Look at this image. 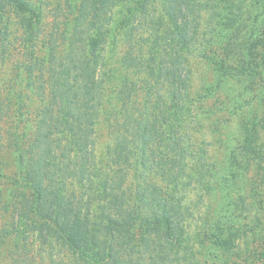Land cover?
I'll return each instance as SVG.
<instances>
[{
    "label": "trees",
    "instance_id": "obj_1",
    "mask_svg": "<svg viewBox=\"0 0 264 264\" xmlns=\"http://www.w3.org/2000/svg\"><path fill=\"white\" fill-rule=\"evenodd\" d=\"M160 2L169 26L156 15ZM8 7L29 31L25 84L43 102L35 119H24L23 95H14L13 159L0 158V179L10 184L0 196L12 207L0 235L12 245L0 251V264H54L62 250L73 264H186L194 246L188 221L203 195L214 192L215 167L198 136L206 112L243 119L230 134L239 147L227 149L221 205L229 214V201L239 197L238 188L225 185L231 176L247 193L246 144L260 119L249 123L244 109L253 99L247 83L254 82L260 89L252 96L263 98L264 116V0H58L54 14L64 27L47 34L36 60L42 30L32 22L41 5L0 0L1 18ZM250 19L261 33L243 32ZM120 34L128 49L119 56L107 48L117 46ZM146 44L149 49H136ZM192 59L214 66L212 85L207 80L195 94ZM40 64L47 76L42 70L36 83ZM234 82L245 85L237 95L228 89ZM220 94L225 101L217 106ZM238 96L239 112L231 104ZM102 124L109 128L103 158L97 152ZM231 237L216 234L214 242L229 246Z\"/></svg>",
    "mask_w": 264,
    "mask_h": 264
},
{
    "label": "rangeland",
    "instance_id": "obj_2",
    "mask_svg": "<svg viewBox=\"0 0 264 264\" xmlns=\"http://www.w3.org/2000/svg\"><path fill=\"white\" fill-rule=\"evenodd\" d=\"M31 1L41 5L42 9V12L40 11L39 13L40 18L33 17L34 21L32 22L33 26L34 22H40L42 30L41 35L34 46V58L36 60V58L44 53L43 49H45V46L43 40H46V37H48L47 34L54 29L55 25L58 26L60 23L56 22L57 19L55 18L56 16L53 9L58 0ZM226 2L233 4L235 3V0H226ZM220 5H222V3ZM159 7L156 15L164 16L166 26H169L167 25L169 24V19L162 11V2L159 3ZM5 15V18H1L0 16V104L3 105V111L0 114V158L5 162L11 163L13 159V147L11 145L12 128L10 123H12L16 111V99L14 95L17 93H22L23 95L22 110L27 111L25 115H21V118L24 119H26V116H29L30 119H35V108L41 106L43 101L40 97L38 98L37 94L31 93V90L27 88L25 84L28 81V73L25 70V64H28L29 62L32 63V55L27 54L28 47L29 49H32V42L28 41L26 37L29 34L27 26L23 28L20 23L18 24V18L15 13L12 12L10 7L6 10ZM253 21V19H250L246 22L247 26L243 30L244 33L249 31L255 33V35L259 34L260 31L258 26H256V22ZM60 26L64 27V24L61 23ZM5 29L8 31L6 37L2 35V31H5ZM140 35L141 32L138 33V36ZM237 35L243 36L241 32ZM262 35H264V33H262ZM59 40L61 41V39ZM238 41L240 43L242 39H239ZM111 47L112 46H108L107 49H117L120 56L126 51V49H128V41L125 40L122 34H120L117 46H114L115 48ZM3 49H5V53L1 54ZM136 49H149V47L148 44H146L144 47H137ZM191 61L192 63L190 65L194 67L192 92L195 94V91L207 80L209 81V84L212 85L214 79V66L209 65L207 62L196 63L193 59ZM206 69L208 71H206ZM42 70H46L44 65L42 66V64H40L38 68L36 65L35 76L33 78L36 83L41 82L39 75ZM19 73L21 74L20 77H18ZM45 76H47L46 71ZM203 77L206 79L202 80ZM20 83L24 84L21 85ZM248 84H250V87ZM247 86L249 87V90L247 89L248 92H251V95L248 93L249 97H253L250 104L246 105L244 109L250 110L249 115L247 116L248 121L250 123L254 118H256V120L260 119V124L256 127L258 129L252 132L251 141H247L246 144L250 156L248 164L249 181H246V183H248L247 193L241 190V181H238L231 176L230 179L232 180L228 182L230 184L225 183V185H227L228 188L232 186L238 188L239 190L235 191L234 195H239V197L234 196V198L229 201V206L231 207L229 214L224 208L225 203L221 205V198L227 197L226 195L228 194L226 188H219L220 182L224 184V181L221 180V175L226 172L225 162L227 149L230 147H239V139L232 138L230 134L234 133L235 129L239 128V123L243 121V119L239 114H234L233 116L229 114L230 117H228V114L222 111L217 112V114L213 111L206 112L202 117V122L205 128L200 134H198V136L201 139H206L203 147L208 150L207 153L209 157L207 160L209 163H212L211 165L213 168L215 167L213 169L214 177H211L212 183L214 184V192L210 195H203L204 201L201 202L200 209H198V212H195L194 210L193 217L188 221V227L186 229L187 239L190 238L193 241L194 246L186 252L188 258L187 262H185L186 264H190L191 262H193V264H264L263 98L256 97L255 95L252 96L254 89L258 90L260 89V86L254 85V82L253 84L251 82L247 83ZM261 86V95H263V82ZM243 88L235 82L233 85L228 86L229 91L236 92V95L239 91L243 90ZM223 96L224 95L221 94L219 95L220 98H218V102H216L217 106L225 101V97ZM228 96H230V93ZM237 101H240L239 96L233 101L231 100V104L234 105L235 111L239 112V105L241 103ZM23 125H25V122L20 123L21 127ZM108 130L109 128L107 124H102L98 127L99 136L97 152L98 156H102V158L103 155L106 157L105 147L109 139ZM30 134L31 138L29 137L28 141H31L34 132L31 130ZM11 169L13 170V168ZM8 186H10V184L8 183L7 178L0 179V189H8ZM240 194L243 195V197H241ZM193 199L198 200L197 192L194 193ZM5 203H7L5 199H2L0 196L1 231L5 221L7 224L11 219L12 207L10 204L8 206V203ZM219 206H222V210H220L221 207ZM1 208H3V212L1 211ZM217 210L221 211L218 217L216 216ZM213 216H216V218L214 219ZM218 225L219 227H217ZM232 233H235L234 238L231 237ZM216 234L227 239L231 237L230 245L224 246L219 243L216 244L214 242V235ZM10 245H12L11 238L7 237V235H5V237L0 235V251L9 248ZM68 251L62 250V253L56 252L57 254L54 264H73V257H71L72 255H70Z\"/></svg>",
    "mask_w": 264,
    "mask_h": 264
}]
</instances>
